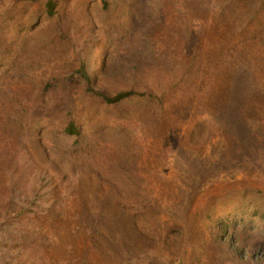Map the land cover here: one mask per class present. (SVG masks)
<instances>
[{"label": "rangeland", "instance_id": "1", "mask_svg": "<svg viewBox=\"0 0 264 264\" xmlns=\"http://www.w3.org/2000/svg\"><path fill=\"white\" fill-rule=\"evenodd\" d=\"M45 1L0 0V264H188L190 228L239 264L205 222L238 213L264 256V0Z\"/></svg>", "mask_w": 264, "mask_h": 264}, {"label": "trees", "instance_id": "2", "mask_svg": "<svg viewBox=\"0 0 264 264\" xmlns=\"http://www.w3.org/2000/svg\"><path fill=\"white\" fill-rule=\"evenodd\" d=\"M192 2L195 7H198L200 6L199 4L201 0H191V3ZM101 3L103 7H106V0H101ZM44 6L46 14L48 16L53 15L55 6L54 0H46ZM219 19L220 18L213 15L211 18H207L202 25L199 35L201 36L202 41L207 45L213 44L222 29V24ZM77 71L81 74L84 80L86 90L98 96L104 103L116 104L132 95L146 96L149 98L154 97L153 94L147 91H136L133 89L121 90L109 94L95 84L94 77L84 68L83 65H81ZM63 131L74 136L76 141L81 136L79 126L72 119L65 123ZM237 216H239V213L233 219L217 214L206 215L208 219L205 220V222L210 224L209 243L212 249L218 253L219 260L221 261L231 259L240 264L247 259L256 262V264H264V256H261L262 254L258 252L261 248L259 239L255 238L251 243L245 241L243 233L244 228L247 226V222L242 220V216H240V220H242V222H240ZM236 224L240 226L239 230H237ZM258 234L259 232H257V235ZM187 240L190 245L188 264H199L201 262V254L199 252L206 248L207 245H205L203 238L198 236L197 232L192 228L187 231Z\"/></svg>", "mask_w": 264, "mask_h": 264}]
</instances>
